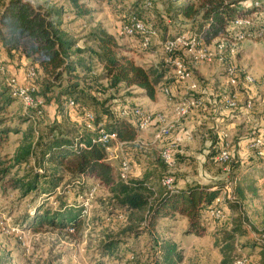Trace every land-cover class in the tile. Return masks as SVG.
Instances as JSON below:
<instances>
[{
    "label": "rangeland",
    "instance_id": "obj_1",
    "mask_svg": "<svg viewBox=\"0 0 264 264\" xmlns=\"http://www.w3.org/2000/svg\"><path fill=\"white\" fill-rule=\"evenodd\" d=\"M5 1L0 0V12ZM27 1L34 7H43L54 13L57 16L54 19L61 24V29L71 40L76 42L78 51L96 50V45L90 43V38L101 28L110 35H115L119 45L129 52L137 65L148 69L168 65V58L160 45L144 51L139 42H131L116 33L117 28L125 24L126 18L131 14L135 13L152 24L160 35L161 42L189 32L198 33L200 28L196 22L185 23L184 17H180L178 13V6L198 5V0H154L153 8L148 12L143 7L150 0H83L84 8L91 12V16L85 18H79L66 0ZM245 1H248L247 5L256 2L264 4V0ZM136 6L138 12L134 10ZM249 17L254 22L255 33L253 32L252 38L238 43L232 57L229 53L226 54L227 64L240 71L241 89L237 92L238 96L245 94L243 102L254 104L253 111L243 117L241 125H236L234 133L227 135L226 144L232 158L234 157L233 164L229 165L232 182L242 173L243 162L257 164L258 157L264 158L258 156L256 149H252V155L249 156L248 153L246 157L239 146L242 142H246V147H249L261 141L262 148L264 147V7L259 13ZM83 58L85 59L81 60L90 65L91 76H84L82 70L76 75L82 83L79 92L85 99L81 104L95 114L97 121L98 118L105 121L119 118V113L124 110L122 106L125 105L127 108L141 107L147 110L148 105L143 102L141 91L132 89L126 92L124 87L112 89L110 83L103 79L104 72L99 63L88 61V54ZM3 60L1 57L0 133L7 134L3 135L5 142L0 145V172L9 168L11 171L6 176L0 175V264H155L162 257L161 246L165 243L176 246L177 252L183 256L182 264H234L242 256L247 258L249 264H264V247L257 241L260 232L264 231V177L258 179L260 183L255 180L251 186H242L244 200L239 198L235 187L236 202L228 205L224 220L216 222L208 219L209 230L204 239L186 236L183 223L169 221L161 223L165 233L159 230L155 236L138 237L137 230L144 228L145 221L141 220L144 219L143 214L120 216V213H116V202L111 191L103 189L95 181L72 176L63 169L56 170L43 160L41 145L49 130L59 126L66 134L73 137L79 135L83 131L84 112L77 109L69 111L66 103L59 111L57 104L44 101L46 105L43 116L38 117L36 123L30 124L26 120L29 111L20 102L3 111L5 102L10 98L7 80H19L15 72L26 69L24 75L27 81L23 86L40 89L43 83L40 72L33 83L28 81L27 71L33 67L31 63L22 66L20 59L16 62ZM190 66L202 89L215 79L217 73L208 78L201 77L200 67L204 70H223L217 64L209 66L196 60H192ZM245 76L254 78L255 84L249 88L244 87ZM58 93L60 90L56 89L54 94ZM92 93H96V97ZM198 98L206 100V109L213 106L209 103L211 97L207 99L205 94L199 93ZM178 100L163 102L174 108L179 104ZM163 102L159 105L163 106ZM189 121L182 120L174 132L179 135L185 131V125ZM100 124L107 131L106 125L103 122ZM31 129L34 135L26 142L25 135ZM201 129L207 131L202 132ZM199 130L202 133H198L196 150L192 151L190 147L180 145L174 168H167L161 163V149L158 144H143L142 141L126 147L125 158L133 166L130 182L147 181L159 193L163 188L161 180L166 176L175 178L177 189L182 183L201 179L209 186L211 184L218 189L225 187L226 179L229 178L226 166L211 162L213 156L215 157L214 153L219 152L213 150L216 137H208L214 131L202 128L201 125ZM226 131L229 133V130ZM240 138H243L242 141ZM208 139L214 145H205ZM27 148H30L28 164L15 165L19 153ZM109 164L119 173L120 161ZM35 174L43 178L39 182V190L25 194L21 186L31 182ZM51 180L60 181V188L54 196L44 195L45 184ZM79 197L84 201L83 211L85 210L82 216V232L77 233L73 228L58 230L49 226L34 229V221L38 216L46 213L53 216L65 208H74L80 200ZM88 200H91L89 207L86 205ZM226 243L228 245L224 247ZM112 244L116 247L110 249Z\"/></svg>",
    "mask_w": 264,
    "mask_h": 264
},
{
    "label": "trees",
    "instance_id": "obj_2",
    "mask_svg": "<svg viewBox=\"0 0 264 264\" xmlns=\"http://www.w3.org/2000/svg\"><path fill=\"white\" fill-rule=\"evenodd\" d=\"M77 12V16L85 18L91 16V12L83 6V0H66ZM153 1L144 3L143 10L151 11ZM245 0H198V5L185 4L179 8L182 16L187 20H195L200 25L198 33L207 45L224 37L229 26L234 22L256 15L263 9L264 4L259 3L256 8L252 3L247 5ZM150 4V5H149ZM138 12V6L134 9ZM133 10V11H134ZM54 13L43 7H34L25 0H6L0 12V47L9 58L18 56L30 61L32 66H37L38 74L43 77V83L38 89V96L46 102L57 104L61 111L63 105L70 101L77 105V110L88 111L81 103L85 102L80 89L82 83L77 74L82 70L84 76H91L90 65L86 64L84 55H89L90 62L96 61L104 72L103 79L110 83L112 89L124 87L125 91L132 89L143 92L144 98L155 101L161 85L172 72L171 66L154 67L148 69L135 63L129 56V52L118 43V40L104 29H98L90 38V43L96 45V50L90 52L78 51L76 42L61 29L54 18ZM137 20L144 23L152 31L156 28L147 23L144 18L135 13L126 18V22ZM200 21V22H199ZM249 33V32H247ZM255 33V32H254ZM76 56V58H75ZM66 78V80H64ZM56 89L60 90L57 95ZM163 89V88H162ZM98 90V89H97ZM96 97V93H92ZM99 94V93H98ZM55 95V96H54ZM52 97V98H50ZM19 103V100L10 95L5 102L3 111L8 107ZM45 103V102H44ZM46 105V104H45ZM128 105V104H127ZM123 109L127 106H122ZM129 107V106H128ZM94 116L95 114L91 111ZM37 111H29L28 122L36 123ZM96 125L104 123L107 132L116 133L125 143H133L139 138L137 131L125 120L115 118L112 120H100L95 116ZM6 132L0 133V145L5 142ZM33 129L25 135L28 142L33 137ZM95 133L83 130L79 135L66 134L59 126L52 127L42 141L41 150L44 161L56 170L63 169L72 176L86 178L97 182L103 189L111 191L116 202V213L120 216L128 214H143L141 219L145 221L144 228L138 229L136 236H155L162 230V222H185V234L189 237L204 239L209 230L208 219L214 209L216 199L220 196L221 189L211 191L210 188L194 185L186 190L175 189L172 192L162 190L156 192L153 184L147 181L129 182L122 184L119 173L111 164L107 163L105 150L92 144ZM84 146L83 148H80ZM218 150V149H216ZM264 151V147L262 148ZM30 148L19 153L15 165H27ZM219 151V150H218ZM219 152H215V158ZM213 156V159H215ZM234 158V157H233ZM232 163L233 164V159ZM257 164L250 163L248 169L255 165L264 166V158ZM11 169H4L0 175H7ZM256 169L249 174H239L234 182L240 199L244 200L243 185H253L252 180L262 179L264 173ZM43 178L34 175L31 182L21 186L25 193L39 190V182ZM60 181L46 182L43 194L54 196L60 188ZM87 195L85 196V198ZM78 200L74 208H65L53 216L48 213L38 216L34 221V229L49 226L58 230L73 228L77 233L83 229V205L84 201ZM226 243L225 246H227ZM115 244L109 246L115 248ZM162 257L155 264H182L183 256L177 252V248L170 243L161 246Z\"/></svg>",
    "mask_w": 264,
    "mask_h": 264
},
{
    "label": "built area",
    "instance_id": "obj_3",
    "mask_svg": "<svg viewBox=\"0 0 264 264\" xmlns=\"http://www.w3.org/2000/svg\"><path fill=\"white\" fill-rule=\"evenodd\" d=\"M27 1V0H25ZM28 2V1H27ZM29 3V2H28ZM150 5V4H149ZM259 8V3L255 4ZM249 32V33H247ZM254 32V22L251 17L240 19L228 27L226 35L215 44L207 45L199 33H187L174 38H167L161 42L160 35L148 28L144 23L132 20L123 24L118 35L131 42H139L144 51L160 45L162 52L168 58V65L172 68L173 80L186 86L185 95L175 106V121H170L163 114H151L141 107L124 108L119 113V117L127 121L139 134L135 144L140 143L141 136L153 131L154 142L161 147L160 160L167 168H174L176 165V156L179 151V144L171 142V138L177 124L187 119L192 113L205 108L204 100L198 98L200 85L195 79L189 60H196L202 64L212 66L219 64L225 72L227 78L226 89L222 93V102L224 106L231 111L240 109L239 96L237 94L240 84V71L235 66L227 64L226 54H235V48L241 41L250 40ZM215 42V41H214ZM213 46V48H211ZM1 62V55H0ZM38 77V69L31 67L27 71V79L34 82ZM244 84L253 86L254 78L245 76ZM9 93L28 111H37L36 118L43 116L44 101L38 96V89L34 86H23L16 79L7 80ZM162 93L169 99L174 100V92L171 88L164 87ZM69 111H74L78 107L70 101L67 106ZM244 109L248 112L253 111L254 104L245 103ZM83 130L95 133L92 144L102 147L107 154V163L120 161L119 178L122 184H129L133 171V166L125 158L124 150L131 143H125L120 140L116 133H109L102 124L96 125L95 116L84 112ZM227 134H223L220 141L219 154L215 158V163L220 166H229L232 163V154L226 144ZM262 142L257 141L251 146L252 149L258 150V156L263 157ZM81 146L80 148H83ZM264 183V180L262 181ZM161 186L165 191L172 192L176 189L175 178L166 176L161 180ZM236 184L233 180L228 182L220 191V196L216 199L214 209L210 212V217L214 221H222L226 217L228 205L236 202L234 189ZM93 193L91 194V198ZM93 199V198H92ZM91 200L86 205L89 207ZM260 246L264 247V231L260 232L257 237ZM234 264H249L246 257L238 258Z\"/></svg>",
    "mask_w": 264,
    "mask_h": 264
},
{
    "label": "crops",
    "instance_id": "obj_4",
    "mask_svg": "<svg viewBox=\"0 0 264 264\" xmlns=\"http://www.w3.org/2000/svg\"><path fill=\"white\" fill-rule=\"evenodd\" d=\"M181 1H184V0H181ZM178 4H180V3H178ZM178 7H181V6H178ZM178 13H180V17H183L182 14H181V12H178ZM185 23L193 24V23H195V20H187V19H185ZM120 27L121 26H119L117 28L116 33H118ZM111 35L113 37H115L114 34H111ZM219 40L220 39L216 40L212 44L217 43ZM211 48H213V46H211ZM229 54H230L229 56L232 57L233 54H231V53H229ZM0 55L4 59L3 61H6V60L9 59V60H13L14 62H16V61H19V59H20L22 66H24L27 63H30L29 60H27L25 58H18V56H14L13 58H9L8 55L6 53H4V51L2 50L1 47H0ZM189 61H190V63H192V60L191 59ZM217 65H219V64H217ZM34 67L37 68V66H34ZM213 68H215V66ZM25 70L26 69H22L18 73L15 72L16 74H18V76H19V80L18 81L21 84H24L27 81L26 80V76L24 75L25 74ZM199 70L202 73V74H200V76L201 77H206V78H208L212 74L214 75L215 73H217L215 75V79L212 82L208 83L206 85V88L205 89H202L201 86H200V89H199V93L201 95L202 94H205L207 96V99L210 98V97L212 98V100H210L209 103L210 104H213V106L210 107V108H208V109H206V107H205L204 109H202V110H200L198 112L192 113L187 118L190 121L185 125V129L186 130L183 131L182 133H180L179 135H177L174 132L173 133V136L171 138V142L178 143L179 146L180 145L181 146L183 145V147L184 146L190 147L192 149V151H195L196 150V147H197V144L199 142L198 141L199 140L198 133L201 132L199 130L200 125H201L202 128H207L210 131H214L211 134H209L208 137L210 138V136H212V135H214L216 137L215 138V141H214V144H216V146L213 147V150H216V149L219 150L220 149V143H221L220 139H221L222 135L223 134H227V135L228 134H233L234 133L233 131L235 130L236 125H241V123L243 121V117L247 116V114H249L250 112H248V111H246L244 109L245 102H243V101L245 100V97H246L245 94H241L239 96L240 109L238 111L228 110L224 106V104L222 102V93L226 89V85H227V78H226V75H225L224 70H204L201 67L199 68ZM195 79H197L196 78V75H195ZM199 85H200V83H199ZM164 87L171 88L173 90V92H174L173 93L174 94V97H173L174 100H178L177 98H179V100H180L185 95L186 86L183 85V84H179L177 82H174V80H173V74L171 72L168 75V78L164 81V83L161 85L160 89L158 90L157 96H156V100L152 102V101L144 98V96L142 95L143 102H146L147 103L148 107H146V108H147V111L149 113H151V114H163L170 121H175V107L174 108L172 106L169 107L168 105L164 104V102H163V101L169 100L162 93V88H164ZM244 87L249 88L251 86H244ZM161 102H163V104H164L163 106L162 105H159ZM250 121L253 122L252 121V118H250ZM254 123H256V121H254ZM201 130H202V132L207 131V130H203V129H201ZM226 130H229V133H227ZM242 139L243 138H240V141H242ZM210 140L211 139H208V141L206 140L205 141V145L208 144L209 147L212 146V145H214L213 142L210 143ZM142 141H143V144L146 143V142H150V143H154L155 144L153 131L142 135L141 136V139H140V143H142ZM134 144H135V142L131 143L130 146L131 145H134ZM239 146H240V148H242V153L246 157H247V154L248 153H249L248 154L249 156L252 155V154H250L251 153V149H250L251 146L246 147V142L240 143ZM159 147L161 149L162 146L159 145ZM213 161L214 160L212 159L211 162H213ZM211 162L209 161V164ZM205 165L206 164H204V166ZM249 165H250V163H247V162H243L241 164V166H242V173L241 174L242 175L243 174H249L250 172H252V171H254L256 169H259L260 170L258 172H261L262 171L264 173V166L259 167V166L255 165V167H253L252 169H248V166ZM111 166L113 168H115L112 164H111ZM207 167H209V166H207ZM229 168H230V166H226V172H227L228 177H229L228 179H226V182L227 183L230 182L231 179H233V178L230 177L231 170ZM195 182H197L198 184H195ZM251 182H252V184H254L255 183V180H252ZM258 182L260 183L259 180H258ZM194 185H200V186L208 187V188H210L211 191H214V190L218 189L216 186H212L211 184H210V186L207 185L206 184V181L204 179H201L199 181L187 182V184L186 183H182L181 186H180V188H179V190H182L183 191V190H186L188 187H191V186H194ZM248 185H250V184H248ZM183 224L185 225V222Z\"/></svg>",
    "mask_w": 264,
    "mask_h": 264
},
{
    "label": "water",
    "instance_id": "obj_5",
    "mask_svg": "<svg viewBox=\"0 0 264 264\" xmlns=\"http://www.w3.org/2000/svg\"><path fill=\"white\" fill-rule=\"evenodd\" d=\"M27 2V1H26ZM28 3V2H27Z\"/></svg>",
    "mask_w": 264,
    "mask_h": 264
}]
</instances>
